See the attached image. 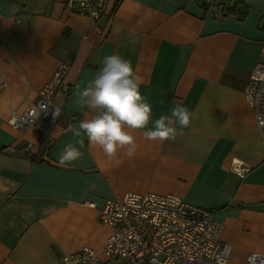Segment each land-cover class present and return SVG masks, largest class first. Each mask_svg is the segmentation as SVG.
I'll list each match as a JSON object with an SVG mask.
<instances>
[{
    "label": "crops",
    "instance_id": "crops-1",
    "mask_svg": "<svg viewBox=\"0 0 264 264\" xmlns=\"http://www.w3.org/2000/svg\"><path fill=\"white\" fill-rule=\"evenodd\" d=\"M65 1L0 0V264H58L84 246L101 250L111 228L99 212L127 193L173 194L212 210L230 247L225 264L264 254V143L243 97L260 59L264 0H110L96 25ZM113 54L143 80L149 128L176 104L189 110L182 135L160 143L129 130L135 155L113 159L86 136L76 143L68 128L92 115L77 93ZM62 63L70 93L55 100L62 112L48 140L13 129L11 117ZM68 143L83 155L60 165Z\"/></svg>",
    "mask_w": 264,
    "mask_h": 264
},
{
    "label": "built area",
    "instance_id": "built-area-1",
    "mask_svg": "<svg viewBox=\"0 0 264 264\" xmlns=\"http://www.w3.org/2000/svg\"><path fill=\"white\" fill-rule=\"evenodd\" d=\"M109 2L66 0L65 5L96 25ZM67 70L66 64H60L39 90L36 102L11 117L9 124L13 129L33 127L42 140H48L62 112L55 100H65L70 93L64 81ZM243 97L253 117L256 112L264 114V40L260 59L252 69ZM257 98L260 100L255 104ZM254 121L264 143V125L255 118ZM246 171L242 168L239 173L244 175ZM99 220L111 228L102 250L84 246L75 254L62 256L58 264H65L66 259L69 262L79 259V264H96L101 259L115 258L124 260V264H225L230 253V247L219 240L222 224L213 218L212 210L191 205L175 195L127 193L120 199H108L99 212ZM244 264H264V254H249Z\"/></svg>",
    "mask_w": 264,
    "mask_h": 264
},
{
    "label": "clouds",
    "instance_id": "clouds-1",
    "mask_svg": "<svg viewBox=\"0 0 264 264\" xmlns=\"http://www.w3.org/2000/svg\"><path fill=\"white\" fill-rule=\"evenodd\" d=\"M142 83L130 60L118 54L105 56L95 78L77 93L75 103L90 110L92 115L80 120L78 126L68 128L74 138H80L76 143L82 147L86 136L91 145L98 146L108 159H113L120 150L128 157L135 155L137 144L129 130L147 129L142 133L143 138L160 143L182 135L190 125L191 114L181 104H176L170 115H160L148 127L152 108L139 91ZM57 113L58 109L53 115ZM254 118L264 125V114L256 112ZM82 155L73 143H68L61 150L59 164H71ZM65 264H79V259L71 262L66 259Z\"/></svg>",
    "mask_w": 264,
    "mask_h": 264
},
{
    "label": "rangeland",
    "instance_id": "rangeland-1",
    "mask_svg": "<svg viewBox=\"0 0 264 264\" xmlns=\"http://www.w3.org/2000/svg\"><path fill=\"white\" fill-rule=\"evenodd\" d=\"M93 25H94V22H93ZM61 115V114H60ZM60 117V116H59ZM125 195V194H124ZM163 195H165V194H163ZM171 195H173V194H171ZM176 196V195H175ZM118 199H120V198H118ZM106 243V242H105ZM105 245V244H104ZM104 247V246H103ZM102 247V248H103ZM90 248H92V247H90ZM102 248H101V250H102ZM93 249V248H92ZM95 250V249H94ZM101 250H99V251H101ZM96 251H98V250H96ZM125 262H124V260H122V259H118V258H115V259H112V260H109L107 263H105V264H124Z\"/></svg>",
    "mask_w": 264,
    "mask_h": 264
},
{
    "label": "trees",
    "instance_id": "trees-1",
    "mask_svg": "<svg viewBox=\"0 0 264 264\" xmlns=\"http://www.w3.org/2000/svg\"><path fill=\"white\" fill-rule=\"evenodd\" d=\"M236 11H238V16L237 17L239 19H243L245 17L246 12H245L244 8H242V7H236Z\"/></svg>",
    "mask_w": 264,
    "mask_h": 264
}]
</instances>
